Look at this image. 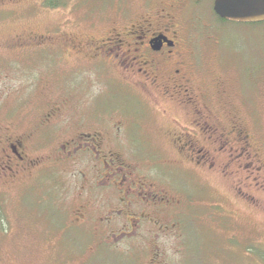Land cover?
<instances>
[{
	"label": "rangeland",
	"instance_id": "obj_1",
	"mask_svg": "<svg viewBox=\"0 0 264 264\" xmlns=\"http://www.w3.org/2000/svg\"><path fill=\"white\" fill-rule=\"evenodd\" d=\"M49 1L0 0V154L3 144L21 141L22 155L35 162L0 178V264H264V24L220 21L207 2L177 13L180 21L199 18L185 45L200 54L193 91L215 106L203 87L210 77L222 80L228 94L220 95L225 107L210 122L230 135L231 146L210 172L172 146L173 120L194 128L187 105L127 84L106 63L94 69L60 61L91 41L109 42L115 24L126 25L117 19L140 0H53L61 4L56 8ZM187 35L184 27L185 44ZM28 38L35 43L21 48L18 41ZM116 124L123 135L133 127L142 134L135 151L120 150L123 162L137 167L156 193L181 203L146 207L130 236L124 217L115 218V228H93L108 214L91 189L96 166L87 154L68 159L61 150L95 132L112 144ZM243 136L257 158L240 152ZM225 163L232 165L223 173ZM80 203L88 205L83 228H64Z\"/></svg>",
	"mask_w": 264,
	"mask_h": 264
},
{
	"label": "flooded vegetation",
	"instance_id": "obj_2",
	"mask_svg": "<svg viewBox=\"0 0 264 264\" xmlns=\"http://www.w3.org/2000/svg\"><path fill=\"white\" fill-rule=\"evenodd\" d=\"M214 1L140 0L136 6L133 5L129 16L117 19L118 23H122L120 20H126V25H121L120 28V25L115 24L114 33L109 42L100 46L97 42L91 41L88 48L73 50L74 54L70 51L66 52L64 58L60 60L69 61L79 67L86 63L85 66L94 69L106 63L110 70L124 74L127 84L135 86L139 84L146 88V91H155L161 95L162 99L177 107L187 105L193 111L190 113L193 118L190 127L194 128L182 129L177 121L173 120L177 135L173 138L172 146L178 147L180 154L193 163L196 169L201 168L210 172L215 171L217 167L216 156L224 154L231 146L230 135L220 133L210 122L213 116L218 118L217 115L220 116L222 108L225 107L224 99L220 95L226 96L227 99L228 94L222 80L210 77L206 78L210 82L203 87L210 88L212 91L217 103L215 106L210 98L207 99L206 94L197 96L193 91L192 86H194L193 82L196 83L194 76L197 73L200 54L194 47L188 50L185 48L193 41L199 18L194 16L187 21L181 18L180 21L177 13H182L188 8L200 9L205 2L213 5L214 12ZM214 15L216 16L215 12ZM184 27L188 32L186 44L182 36ZM35 40V38H28L18 42L22 48L27 44L33 45ZM22 50L24 49H19V51ZM217 88H223L224 91L219 92ZM160 95H157L155 99L157 100ZM97 120L102 119L97 118ZM131 123L134 126V123ZM122 131L121 125L113 126L110 137L112 144H109L103 132H95L82 134L83 136L75 141L61 146V150L68 159L87 154L96 166L97 176L91 181V189L97 192L101 211L106 206L108 214L105 219H96L98 224L93 228H103V225L105 228H115L112 225L115 218L124 217L125 221L121 227L130 228L124 233L125 236H130L135 228H140L146 207H150L155 202L153 206L160 204L166 209H174L179 208L181 203L176 198H171L173 200L170 201L167 194L162 197L164 195L156 193L157 188L151 186L146 176H141L137 172V167L126 164V161L123 162L120 150L126 147L130 151H135L134 143L142 134L135 127L129 134L123 135ZM217 135H220L219 138H216ZM242 139L243 148L240 152L248 160L257 158L251 150V144L249 151L246 148L249 146L248 139L244 136ZM3 145L0 154V178L11 174L16 176L21 171H27L24 164H27L29 171L34 161L31 162L22 155L21 152L25 149L24 144L21 141H15ZM231 165V163L223 164V173L227 172ZM113 207L117 208L113 209ZM87 208V204L80 203L75 213V221L65 225L64 228H83L84 211ZM136 216L138 218H134Z\"/></svg>",
	"mask_w": 264,
	"mask_h": 264
},
{
	"label": "water",
	"instance_id": "obj_3",
	"mask_svg": "<svg viewBox=\"0 0 264 264\" xmlns=\"http://www.w3.org/2000/svg\"><path fill=\"white\" fill-rule=\"evenodd\" d=\"M214 12L224 21L260 24L264 23V0H215Z\"/></svg>",
	"mask_w": 264,
	"mask_h": 264
},
{
	"label": "trees",
	"instance_id": "obj_4",
	"mask_svg": "<svg viewBox=\"0 0 264 264\" xmlns=\"http://www.w3.org/2000/svg\"><path fill=\"white\" fill-rule=\"evenodd\" d=\"M49 7H53V8H56L58 6H60L61 4H59L58 2H55L53 0L49 1L46 3ZM217 17V16H216ZM218 18V17H217ZM219 19V18H218ZM220 21H223L221 19H219ZM260 24H264V23H260ZM253 25H256V24H253ZM258 25V24H257Z\"/></svg>",
	"mask_w": 264,
	"mask_h": 264
}]
</instances>
